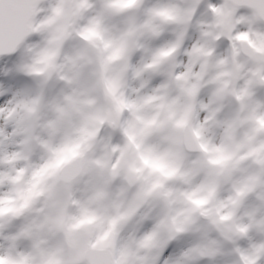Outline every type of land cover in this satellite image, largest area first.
Wrapping results in <instances>:
<instances>
[{
	"label": "snow or ice",
	"instance_id": "1",
	"mask_svg": "<svg viewBox=\"0 0 264 264\" xmlns=\"http://www.w3.org/2000/svg\"><path fill=\"white\" fill-rule=\"evenodd\" d=\"M39 3L40 0H0V56L14 54L33 33L48 31L49 44L54 47L45 49L42 58L33 65H22L21 70L36 72L35 64L43 63L44 68L39 71L51 75L58 70L52 63L56 52L65 40L78 36L86 45L67 58L71 78H62L72 83L79 78L82 68L95 64L100 76L98 82L109 93L114 92V82L105 79L104 72L111 60L132 46L143 48L137 42L139 34L146 31L152 37L159 36L161 26L156 23L157 19L182 22L190 15V12L180 14L163 0L153 3H146V0H53L47 14L41 18L43 10ZM241 5L250 11L251 20L264 19V0H232L223 10L213 8V11L219 22L227 25L232 12ZM116 18H122L127 25L119 35H114L109 26ZM236 39L245 40L247 36L239 35ZM257 39L262 46L250 42L254 52L249 53L256 64L254 78L233 93L239 109L230 119L220 122L224 137L219 147L203 139V126L198 125L192 132L195 143L175 131L165 137L174 146L173 150L161 153L146 140L154 131L152 122L138 118L142 127L135 134L125 130L129 143L119 150L121 160L110 165L106 157H85L89 147L86 140L91 133H85L83 129L79 139L65 137L61 143H53L52 138L62 125L71 122L73 113L83 115L74 96H65L64 106H50L55 118L42 125L47 138L33 135V118L41 106V96L23 104L28 115L17 122V131L13 135L24 136V151L4 156L0 164H11L21 155L27 158L34 147L47 153V163L34 168L26 190L17 192L16 199L21 201L19 206L9 199H0V240L6 242L0 243V264H189L194 256L217 255L219 245L213 240L185 253L182 258L165 259L167 240L159 239L157 233L160 228H167L171 238L174 232L183 231L182 226H176L175 220L171 226L162 224L138 240L130 237L128 242H121L119 239L123 225L160 187L159 181L149 185L150 176L154 173L165 178L173 176L183 160V147H198L205 154L194 162V170L206 169L211 177L197 190L206 191L207 198L192 200L195 207L189 210L183 224H190L191 213L200 209L207 199L215 197L221 180L229 182L228 198L218 200L214 212H202V215L210 218L223 240L235 242L238 237H243L249 241L246 250L237 248L236 252L241 264H257V258L264 255V244L252 242L251 234L264 233V101L254 97L253 88L264 86V35ZM109 52L111 55H106ZM167 54L161 51L158 56ZM158 56L153 58V63L158 62ZM222 93L223 89L218 95ZM211 115L214 117L215 113ZM85 119H108L115 123L111 114L102 118L85 116ZM183 125L181 119L175 127L179 130ZM0 136H3L2 132ZM131 150L135 151L142 167L128 164L124 179L128 183L141 182V188L133 201L123 206L111 198L109 188L119 174L117 165L126 162V155ZM145 171L147 175H142ZM89 174H93L95 180L79 192L76 188L79 179ZM5 181L15 183L9 172L0 171V184ZM37 201L42 203L38 209L34 208ZM241 212L243 216L237 220ZM21 216L27 217L25 222L14 233L5 235L11 221ZM245 218L246 222H243ZM142 250L144 254H141Z\"/></svg>",
	"mask_w": 264,
	"mask_h": 264
},
{
	"label": "clouds",
	"instance_id": "2",
	"mask_svg": "<svg viewBox=\"0 0 264 264\" xmlns=\"http://www.w3.org/2000/svg\"><path fill=\"white\" fill-rule=\"evenodd\" d=\"M52 2L40 0L41 18L47 14ZM153 2L155 0H146V3ZM231 2L163 0V3L178 9L180 14L190 12V15L182 22L157 19L156 23L161 26L159 36L152 37L145 31L137 37L143 48L132 46L123 55L111 60L104 78L114 82L112 93L98 82L100 76L95 64L82 68L79 78L72 83L62 78H71L67 58L86 45L82 38L75 35L65 40L56 52L52 63L58 70L51 75L39 71L44 68L43 63L35 64L36 72L21 70L22 65H33L42 58L45 49L54 47L49 44L48 31L33 33L14 54L0 56V132L3 133L0 136V159L23 153L24 136L13 133L17 131V122L28 115L22 105L38 95L42 99L33 118V135L45 138L47 132L42 125L55 118L50 106H64L65 96H74L79 102L83 115L73 113L71 122L62 125L52 139L53 143L59 144L65 137L79 139L81 129L91 133L86 140L89 146L85 153L87 159L106 157L110 165H116L121 160L119 150L129 143L125 130L135 134L142 127L138 118L152 122L154 131L146 140L161 153L173 150L174 146L165 137L175 131L195 143L192 132L198 125L203 126V139L219 147L224 137L220 122L230 119L239 109V102L233 93L254 78L256 64L249 55L254 52L251 43L262 46L257 37L264 35V19L251 20L250 11L243 5L232 12L227 25H222L213 8L223 10ZM109 26L114 35H119L127 27L122 18L112 20ZM239 35H246L247 39H236ZM161 51L168 54L158 56ZM106 55H111V52ZM156 56L158 62L153 63ZM46 76L47 82L44 83ZM221 89L223 93L218 95ZM253 94L257 100L264 101V86L254 87ZM213 112L214 117L211 115ZM108 114L115 123L108 119H85V116L102 118ZM181 119L184 120L183 128L177 130L176 122ZM182 151L183 160L173 176L165 178L157 173L150 176L149 185L159 181L160 187L140 204L123 225L119 233L120 241L128 242L130 237L138 240L162 224L171 226L175 220L176 226H182L183 231L174 232L171 238L167 228H160L157 233L159 239L167 240L165 259L182 258L192 249L215 240L219 245L217 255L194 256L189 264H241L236 249L246 250L249 241L243 237H238L235 242L223 240L210 218L202 215V212H214L217 201L228 198L231 190L229 182L221 180L215 197L207 199L200 209L191 213L190 224H183L189 210L195 207L192 200L207 198L206 191L197 190L211 177L206 169L194 170V162L205 155L198 147H183ZM45 163L47 153L34 147L27 158L21 155L11 164H0V171L9 172L15 180V183L5 181L0 184V199H9L19 206L21 201L16 199L17 192L26 190L33 169ZM128 164L142 167L134 150L127 153L126 162L121 161L117 165L119 174L109 188L111 198L123 206L133 201L141 188V182L128 183L124 179ZM21 172L23 174L19 175ZM185 173L188 175L185 176ZM18 175L19 179H16ZM142 175H147V171ZM94 180L93 174L85 175L79 179L76 188L83 192ZM40 207L42 203L37 201L34 208ZM242 216L241 212L236 219L240 220ZM26 218H14L4 234L14 233ZM251 235L252 242L264 244V233L252 232ZM0 243L6 242L0 240ZM141 254H144L143 250ZM257 264H264V255L257 258Z\"/></svg>",
	"mask_w": 264,
	"mask_h": 264
}]
</instances>
